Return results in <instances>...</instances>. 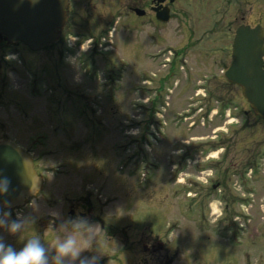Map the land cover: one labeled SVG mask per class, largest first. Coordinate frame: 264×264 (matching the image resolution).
<instances>
[{"label":"rangeland","instance_id":"374dc122","mask_svg":"<svg viewBox=\"0 0 264 264\" xmlns=\"http://www.w3.org/2000/svg\"><path fill=\"white\" fill-rule=\"evenodd\" d=\"M121 12L105 37L106 73L69 57L59 61L57 85L43 73L35 94L34 67L0 68V86L13 87L11 97L22 101L0 104V136L30 149L43 177L31 203L11 210L35 223L0 234L17 249L36 234L51 250L61 222L74 216L70 208L80 205L98 226L89 251L99 264H264V119L222 75L164 72L159 63L170 53H157L180 45L177 19L155 33L147 19ZM218 31L201 46L215 57L231 41L226 28ZM43 50L36 62L51 59L52 49ZM229 109L239 122L214 140L212 129ZM159 241L163 249H144Z\"/></svg>","mask_w":264,"mask_h":264},{"label":"flooded vegetation","instance_id":"af4514ba","mask_svg":"<svg viewBox=\"0 0 264 264\" xmlns=\"http://www.w3.org/2000/svg\"><path fill=\"white\" fill-rule=\"evenodd\" d=\"M125 9L129 12L127 18L134 16L139 21L140 19H147L148 23L154 27L155 33H157L158 28L178 20L175 28L177 27L182 35L180 45H169L161 48L157 53V55L170 53V55H164L159 63L164 72L168 74H174L178 71L186 75L203 74L207 70L208 73L206 74L208 75L219 74L223 76L231 63L234 53L233 43L240 27L246 28L249 33L258 32L264 43V0H68L67 19L60 30L58 39L45 48L52 49L51 59L49 58L45 62H36L37 55L40 57V53L44 50L33 52L31 57H27L25 52L21 51V47L25 45L23 42L10 41L7 36L0 33V68L4 67L6 72L12 70L14 73H20L21 66H24L22 71H25L28 65L34 67L30 70L34 77L33 83L29 86L35 94L39 91L40 81L38 80L45 78L43 73L49 76L47 80L50 81V86L57 85L59 61L64 63L69 57L78 58L82 64L86 62L83 68L90 72H101L102 65L104 67L103 72L106 73L107 70H110V67H106V53L110 51L108 49L109 43L105 37L107 32H111L113 35V32L117 30L120 25L121 11H125ZM165 9L169 10L170 15L167 22L158 18V14ZM137 11L143 13L139 14ZM234 19H236V24ZM133 23L135 22L130 24ZM122 25L124 26L123 23ZM222 27L223 29L226 28L227 38L231 40L228 43L229 46L220 47L222 52L217 57L210 52H203L202 42L212 39L213 33L219 32L218 30ZM158 37L160 38L159 35ZM196 53L199 54V59L194 57ZM95 58L98 60V66L91 65L90 67L88 62ZM190 58L196 60L197 64L193 63ZM39 59L42 60V57ZM262 60L264 64V54ZM107 64H109L108 60ZM125 69L120 68V70ZM228 84L242 91L239 85L230 82ZM11 90H13L11 86H0V104L13 102L22 106L20 99L15 95L14 98L11 97ZM13 94H15L14 90ZM244 101L250 107L245 98ZM246 121L248 123L247 119ZM0 138L10 137L0 136ZM69 212L71 215H86L85 210L80 205L72 206ZM90 217L91 213L89 214ZM100 224L103 226L102 220H100ZM159 247L160 250L164 247L160 241L157 242V246L153 242L151 246L149 242L144 244L146 251L156 250Z\"/></svg>","mask_w":264,"mask_h":264},{"label":"water","instance_id":"95a60500","mask_svg":"<svg viewBox=\"0 0 264 264\" xmlns=\"http://www.w3.org/2000/svg\"><path fill=\"white\" fill-rule=\"evenodd\" d=\"M67 5L68 0H0V33L10 41H22L31 49L40 50L58 38L67 18ZM158 18L168 21L169 10L161 11ZM233 47L225 76L242 86L255 113L264 118L263 38L256 31L249 33L240 27ZM0 175L10 181L3 199L10 201L11 207L24 203L38 188L32 154L11 139H0Z\"/></svg>","mask_w":264,"mask_h":264},{"label":"clouds","instance_id":"9594fccd","mask_svg":"<svg viewBox=\"0 0 264 264\" xmlns=\"http://www.w3.org/2000/svg\"><path fill=\"white\" fill-rule=\"evenodd\" d=\"M69 60L78 63L76 57H70ZM9 185L8 177L0 175V229L10 235H18L27 224L35 223V218L12 216L11 202L3 199ZM97 227L86 215L69 217L61 222L63 235L51 241V250L36 234L27 238L18 249L6 243L0 234V264H50V260L53 264H99L100 255L89 251L97 236Z\"/></svg>","mask_w":264,"mask_h":264}]
</instances>
